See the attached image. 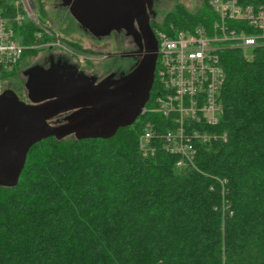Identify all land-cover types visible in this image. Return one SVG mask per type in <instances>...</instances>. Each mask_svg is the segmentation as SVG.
I'll return each instance as SVG.
<instances>
[{
  "label": "trees",
  "instance_id": "1",
  "mask_svg": "<svg viewBox=\"0 0 264 264\" xmlns=\"http://www.w3.org/2000/svg\"><path fill=\"white\" fill-rule=\"evenodd\" d=\"M15 1L4 0L9 15ZM201 6L177 5L155 29L208 26L215 16ZM39 31L15 27L24 46L45 42ZM220 65L222 114L207 129L219 137L197 146L194 166L142 155L143 124L160 119L151 113L108 139L35 144L17 185L0 187V264H264V46L226 49Z\"/></svg>",
  "mask_w": 264,
  "mask_h": 264
},
{
  "label": "built area",
  "instance_id": "2",
  "mask_svg": "<svg viewBox=\"0 0 264 264\" xmlns=\"http://www.w3.org/2000/svg\"><path fill=\"white\" fill-rule=\"evenodd\" d=\"M4 4L0 0V92L3 78L19 64L26 50L16 37L15 27L30 20L40 29L37 38L46 33L29 1L16 0L13 15L7 13ZM207 6L215 16L208 26L173 34L155 31L154 80L159 89L153 107L144 108L142 115L151 113L160 119L151 118L143 124L137 148L144 157L162 150L177 158L178 168L194 166L197 146L219 137L207 129L216 126L222 114L219 95L225 73L221 53L264 46L262 7L243 5L238 0H207ZM221 137L225 139V135Z\"/></svg>",
  "mask_w": 264,
  "mask_h": 264
},
{
  "label": "water",
  "instance_id": "3",
  "mask_svg": "<svg viewBox=\"0 0 264 264\" xmlns=\"http://www.w3.org/2000/svg\"><path fill=\"white\" fill-rule=\"evenodd\" d=\"M60 1L77 23L95 35L119 29L122 21H131L132 13L142 15L145 10L142 0ZM145 25L148 28L146 20ZM156 52L152 40L148 55L112 88L102 83L95 86L94 80L71 67L26 70L27 98L34 104L49 101L27 105L11 92L0 94V187L17 185L29 150L43 140L70 136L76 140L108 139L133 125L149 100ZM70 111H75L72 119L54 125L51 119Z\"/></svg>",
  "mask_w": 264,
  "mask_h": 264
},
{
  "label": "flooded vegetation",
  "instance_id": "4",
  "mask_svg": "<svg viewBox=\"0 0 264 264\" xmlns=\"http://www.w3.org/2000/svg\"><path fill=\"white\" fill-rule=\"evenodd\" d=\"M143 5L145 7L144 14L137 15V13H132L130 16L131 21L128 20L120 23L119 29H112L107 31L105 35H95L91 33L86 28L82 27L76 20L72 17L69 12V7L65 6L60 0H52L53 5L60 10H63L69 18H72L74 22L77 24L79 30L84 35L85 38L89 37L92 39L94 43H96L95 48H89V50L80 46H77L78 49H74V54L69 56L67 53L56 50L52 52L49 56L45 57L43 61L37 62L30 67L26 68L22 75L25 78V82L27 77L24 75V72L32 67H40L42 69L48 70L53 66H64L73 68L79 75L85 77L86 79L94 80V85H100L101 83L107 86L108 88H112L115 84L124 76L128 75L149 53L150 41L156 42L157 39L155 36V25L157 24V13H156V2L157 0H142ZM140 14V13H139ZM145 20L147 21L148 28L145 25ZM46 28V27H45ZM44 35H51L47 31L41 36V39L45 38ZM65 42V41H63ZM62 42V43H63ZM111 48V50L109 49ZM82 54L83 56H79ZM24 56V55H23ZM75 56L81 57L75 60ZM90 56H96L97 63L99 64L98 72H90L87 71L85 65L86 60H89ZM126 61L129 65L128 69L121 68V62ZM13 93L17 99L27 105H36L41 104L46 101H42L40 103H31L27 98V91L25 89V94L20 95L16 93L13 89L3 88L1 93ZM151 94V91H150ZM151 96H149L150 98ZM147 105V104H146ZM145 105V108H146ZM91 108V107H87ZM86 109V108H82ZM75 111H70L67 113L60 114L54 117L51 120H57L56 123L63 124L64 120L72 119L73 113ZM140 115L139 117H141ZM54 121H52L54 123ZM57 124V125H59Z\"/></svg>",
  "mask_w": 264,
  "mask_h": 264
},
{
  "label": "rangeland",
  "instance_id": "5",
  "mask_svg": "<svg viewBox=\"0 0 264 264\" xmlns=\"http://www.w3.org/2000/svg\"><path fill=\"white\" fill-rule=\"evenodd\" d=\"M32 4V12L36 21L47 28V31L51 35H47V40L40 44L32 46L26 45V50L21 61L16 66L13 75H5L3 78V88L13 89L16 93L25 94L24 81L25 78L22 72L31 65L41 62L45 57L52 54L56 50H61L67 53L69 56L74 54L73 50L78 49V45L89 50V48H95L96 43L89 37L85 38L79 30L77 24L72 18H69L67 14L60 9H57L52 0H27ZM203 0H157L156 13L157 24H161L166 15L171 12L177 5H182L187 11L191 13H198L202 9ZM156 31V29H155ZM42 36V35H41ZM41 37L37 38L40 39ZM65 41V42H63ZM63 42V43H62ZM111 50V48H109ZM79 56H83L79 54ZM81 57L75 56V60L79 61ZM96 56H90L89 60H86L87 71L98 72L99 64L95 58ZM129 65L126 61L121 62V68L128 69ZM140 119H137V121ZM57 120L54 121V125Z\"/></svg>",
  "mask_w": 264,
  "mask_h": 264
}]
</instances>
